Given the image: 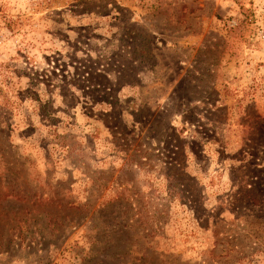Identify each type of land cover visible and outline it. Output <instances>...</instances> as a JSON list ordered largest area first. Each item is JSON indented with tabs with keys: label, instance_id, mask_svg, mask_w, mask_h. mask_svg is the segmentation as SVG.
Segmentation results:
<instances>
[{
	"label": "rangeland",
	"instance_id": "obj_1",
	"mask_svg": "<svg viewBox=\"0 0 264 264\" xmlns=\"http://www.w3.org/2000/svg\"><path fill=\"white\" fill-rule=\"evenodd\" d=\"M0 264H264V0H0Z\"/></svg>",
	"mask_w": 264,
	"mask_h": 264
}]
</instances>
